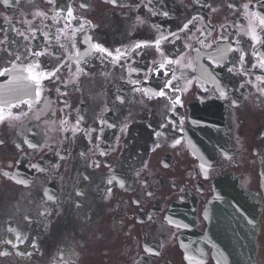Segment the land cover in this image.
Here are the masks:
<instances>
[{
  "label": "flooded vegetation",
  "instance_id": "1",
  "mask_svg": "<svg viewBox=\"0 0 264 264\" xmlns=\"http://www.w3.org/2000/svg\"><path fill=\"white\" fill-rule=\"evenodd\" d=\"M57 5L72 7L69 28L66 12L57 16L49 0H0V70L15 61L0 87L8 97L0 92V264H193L186 252L190 237L205 232L202 213L214 179L232 173L261 196L264 68L254 65L264 45L244 33L246 13L264 15V0ZM161 34L168 37L160 44L163 56L154 45ZM137 43L146 46L135 49ZM228 45L241 51L221 60L219 50ZM117 50L127 55L114 62ZM37 51L51 55H31ZM165 58L178 63L156 74ZM37 62L38 71L60 68L41 81L39 97L23 71ZM77 64L83 71L74 77ZM166 81L172 87L165 97L144 94ZM113 175L124 187L107 183ZM258 223L255 264H264V206ZM9 228L27 237L17 248L3 243L15 240ZM201 264H216L210 248Z\"/></svg>",
  "mask_w": 264,
  "mask_h": 264
},
{
  "label": "snow or ice",
  "instance_id": "2",
  "mask_svg": "<svg viewBox=\"0 0 264 264\" xmlns=\"http://www.w3.org/2000/svg\"><path fill=\"white\" fill-rule=\"evenodd\" d=\"M49 2L52 3L54 7L58 8L57 16L60 15L61 11L66 12V15L64 16V19L67 22L65 24V28H69L71 26L72 20L76 19V17L74 16L72 7L71 6H65L63 8H59L58 5H57V0H49ZM111 2L113 4H115L117 2V0H111ZM4 3L7 5L8 4V0H4ZM149 3H151V0H149ZM145 6L147 7V5H145ZM232 6L233 5H231V4L228 5L229 8H231ZM80 7H85V5L81 4ZM243 7L244 8H248L249 5L245 4V5H243ZM150 11H151V9H150ZM153 14L155 15L156 13H153ZM37 15H43V13H37ZM162 15L167 16L168 13L167 12H163ZM246 16L248 18L249 23H248L247 29L245 30L244 34L250 36V39L252 41L264 45V39H261V36L257 32V28H259L261 30V32H264V15H258L256 12H250V13H246ZM141 23H143V21H141ZM189 23H192V21H189ZM187 27H188V24H185L183 26L184 29H186ZM79 30H83V25H80ZM73 31H76V29H74ZM17 34L20 35V36H24L25 40H29V37L25 36L23 32H19L17 30ZM172 35H176V34L173 33ZM32 39H35L34 33L32 35ZM167 39H168L167 36L161 34L160 38L156 39L154 41V45H155L157 51H160V54L162 56L164 54H163V52L160 49V44H161L162 40H167ZM3 43H4V41L0 40V44H3ZM145 46L146 45H144V44L137 43L135 45V49H139V48H142V47H145ZM61 47H64V46L61 45ZM92 48L96 52L106 54L107 56H113V54L111 52H108L106 49L100 47L99 45H92ZM3 51L8 52L9 55H13V53L8 51V49H3ZM219 51H220V59L221 60H226L227 56H228V53L237 52V51H241V50L239 48H232L231 45H228L227 47H225L224 49H221ZM28 54H29L28 52L24 53L25 56H27ZM31 55L34 56V57H39V56H44V55H51V53H47L45 51H37V52H32ZM77 55L79 56V53H77ZM85 55H91V52L90 51L86 52ZM126 55H127L126 52H120V50H117V54L113 57V61L114 62H119ZM244 58L245 57H244L243 53H241V55L238 58L241 64L243 63ZM20 59H21V56L17 54L15 56V60H20ZM174 62L178 63V61H174L172 59L165 58V62L164 63H160L159 67L155 70L156 74H160L161 71L165 68L166 64L167 65H171ZM11 63L13 64V69H9V68L6 67L3 70H0V77L8 75V73L10 71L14 70L15 61H11ZM154 63H155V61H154ZM255 66H259L260 68H264V57H261L260 60H259L258 65H254V67ZM38 69H40L39 62L35 63L34 65L33 64H29L27 67L23 68V71L28 73V77L27 78L29 80H31L32 82H34V84H35V95H36V97H39L41 95V81L44 80V79L54 78L57 75V73L60 71L59 67L54 68L50 72L42 71V70L38 71ZM82 71H83V69H81L79 67V64H77L76 71L74 73V77L79 76L82 73ZM228 71L232 72L233 68H229ZM134 72H137V69L131 68L130 69V74L134 73ZM164 74L167 75V73H164ZM257 79H260V78L257 77ZM262 82H264V81H262ZM131 83L135 84L136 81H131ZM170 87H172L171 83L169 81H166L164 83V85L158 91L153 92V91L147 90V89L143 90V91H144L145 95L151 94V95H155V96H159V97H165L166 96L165 89L170 88ZM135 90L136 91H141V89H135ZM261 91H264V89H262ZM220 95L223 97L225 95V93L223 91H221ZM117 99H119V97H117ZM179 102H180L179 99H176L173 102V107H175V105L178 104ZM24 103H29V102L28 101H24ZM3 112H4V109L0 108V122H2L5 119V116L3 115ZM8 115L11 116V113H9ZM76 123H77V125H79L80 120L78 119ZM102 123L106 124L107 127H110V128L115 126L113 124H108L106 121H102ZM126 127H127V125H125V128ZM65 130L67 131V129H65ZM71 131H72L73 134H76L77 132L80 131V129H79V127H74V128L71 129ZM156 135L160 136L161 133L158 132V133H156ZM0 143H3V141L0 140ZM24 143H27L28 146L30 148H33V149H35L37 147V145L31 144L27 140H25ZM176 143L178 144V143H180V141L177 140ZM17 147H19V145H17ZM32 167L35 168L37 166L36 165H32ZM201 168L203 170H205V172H206V168H205L204 165H201ZM114 181L119 183L120 187H124V181L119 179L115 175H113L110 179H108L107 183L109 185H111V184H113ZM18 183L27 184V181L21 180V181H18ZM109 191H110V189H109ZM45 196L47 197V200H49V201H53L54 200V197L52 195H49L47 192H45ZM248 222L249 223H253V221H251V220H249ZM169 223L171 224L172 221L169 220ZM7 231L9 233H12L15 236V240L6 239V240L3 241V243L7 244V245H11L13 248H17L18 247V244L16 243L17 241L19 242V244H23L25 242V240L27 239L26 236L22 235L20 232H17L13 228H9ZM33 246H35V245H33ZM146 250L149 251V252L151 251V249H146ZM5 254H7V253H5ZM21 255H23V253H21Z\"/></svg>",
  "mask_w": 264,
  "mask_h": 264
},
{
  "label": "water",
  "instance_id": "3",
  "mask_svg": "<svg viewBox=\"0 0 264 264\" xmlns=\"http://www.w3.org/2000/svg\"><path fill=\"white\" fill-rule=\"evenodd\" d=\"M216 188L209 203L208 219L211 225L209 241L217 245V262L252 264L256 203L228 177L218 180Z\"/></svg>",
  "mask_w": 264,
  "mask_h": 264
}]
</instances>
